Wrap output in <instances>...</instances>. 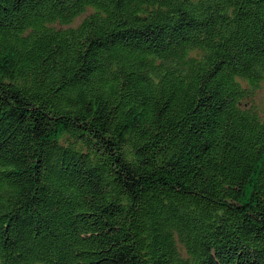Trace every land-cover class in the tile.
<instances>
[{
  "label": "trees",
  "instance_id": "obj_1",
  "mask_svg": "<svg viewBox=\"0 0 264 264\" xmlns=\"http://www.w3.org/2000/svg\"><path fill=\"white\" fill-rule=\"evenodd\" d=\"M264 0H0V264H264Z\"/></svg>",
  "mask_w": 264,
  "mask_h": 264
},
{
  "label": "rangeland",
  "instance_id": "obj_2",
  "mask_svg": "<svg viewBox=\"0 0 264 264\" xmlns=\"http://www.w3.org/2000/svg\"><path fill=\"white\" fill-rule=\"evenodd\" d=\"M261 115L264 116V82L255 92L254 97L249 102Z\"/></svg>",
  "mask_w": 264,
  "mask_h": 264
}]
</instances>
